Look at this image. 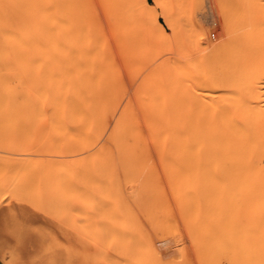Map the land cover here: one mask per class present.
Segmentation results:
<instances>
[{"label":"bare ground","instance_id":"6f19581e","mask_svg":"<svg viewBox=\"0 0 264 264\" xmlns=\"http://www.w3.org/2000/svg\"><path fill=\"white\" fill-rule=\"evenodd\" d=\"M13 2L20 9L19 23L9 31L0 18V61L32 65L29 42L37 31L41 58L45 40L49 65L64 68L73 78L71 92L49 88L50 124L74 130L73 138L79 135L85 147L101 141L79 159L84 172L78 186L69 183L67 193L76 202L74 207H99L98 215L94 214L96 222L99 219V245L112 250L110 256L104 255V261L264 264V40L255 49L243 47V63L241 53L234 49H212L191 67L190 73L197 77L187 84L180 77L187 74L178 68L176 74L183 84L165 83L173 105L180 110L179 119L167 120L162 126L157 119L159 125H124L118 117L114 120L113 69L118 56L134 55L130 50L131 36L137 29L134 19L139 15L150 24L149 6L137 0H39L37 5L33 0ZM153 2L160 4V0ZM154 25L158 27L155 20ZM9 40L13 41L10 48L5 45ZM91 56L99 67L94 74L86 68ZM220 62L234 70L233 78L222 81L214 77L212 67ZM54 76L59 81L58 75ZM7 79L1 82L5 89L9 87ZM41 86L43 89V82ZM137 118L141 119L139 116L135 121ZM52 125L50 130L60 136ZM57 160L49 168H56ZM67 170L66 176L62 173L64 181L70 174ZM71 207L68 210L80 218L87 213ZM84 219L80 225L84 221L81 229L86 233L88 220L86 223ZM85 237L89 239L87 234Z\"/></svg>","mask_w":264,"mask_h":264},{"label":"rangeland","instance_id":"374dc122","mask_svg":"<svg viewBox=\"0 0 264 264\" xmlns=\"http://www.w3.org/2000/svg\"><path fill=\"white\" fill-rule=\"evenodd\" d=\"M10 1L0 0V18L5 21L9 31L18 27L20 14L16 2L12 0L10 3ZM38 1L33 0V5H37ZM87 1L95 2V0ZM137 1L149 6L148 13L151 16V22L147 25L139 15L134 19L137 29L131 36L130 43V50L134 55L118 56L113 69L114 77L112 76L115 94L114 120L118 117V122L124 125L145 127L159 125L160 122L162 126L167 125V120L179 119L180 110L175 103L173 105L174 101L169 95V87L166 84L167 81H172L177 87L183 84L179 82L180 78L176 74L178 68H182L187 74L186 76L180 75L181 78L183 77L184 84H187L197 77V74L190 73L191 67L198 65L199 59L204 60L203 57L212 49H234L241 53L239 60L243 63V47L255 49L264 40V0H160L159 5L153 0ZM36 11H38L37 8L35 13ZM163 13L172 23L173 29L167 25ZM36 18L34 16L32 26L35 25ZM154 20L158 27L154 25ZM34 33L35 37L29 42V46L32 47L30 51L32 65L22 62L15 66L14 62L2 63L0 61V263L91 264L93 262L92 264H107L103 257L104 255L110 256L112 250L110 248L103 250L99 245L101 237L100 228L97 227L99 219L97 218L96 222L95 217L100 212L99 207H74L76 202L71 200L67 193L69 183L78 186L84 172L83 163L79 159L85 155V152L99 144L100 139L96 140L92 146L85 147L78 139L79 135L73 138L76 135H73L74 130L67 129L66 131L64 128H55L52 123L50 124L49 88L56 89L57 87V90L62 92H67L65 90L71 92L73 78L71 73L64 68L49 65V51L45 40L43 42L44 54L41 58V39L37 31ZM208 44H211L210 48ZM5 45L10 48L13 46V41L9 40L5 42ZM121 65L123 69L120 68ZM87 67L88 72L98 71L99 67L94 61V56L89 58ZM212 69L214 77L222 81L234 77L232 75L234 70L226 66L224 62H220ZM54 74L58 75V78L61 74L59 78L61 84L56 80L57 77L55 79ZM6 78L9 81L7 89L1 83ZM42 82L43 89H41ZM151 83L155 85V88ZM154 95L156 96L155 104L152 100ZM160 97L161 100H159ZM130 100H132L131 103ZM132 104L135 110L132 109ZM141 108L146 111L143 112ZM139 116L141 119L137 118L138 122L135 121ZM145 117L147 118L144 119ZM152 118L155 123L151 122ZM51 125L60 131V136L59 132L55 136L53 129L50 130ZM52 133L55 139H52L54 138ZM56 138L64 144L58 145ZM43 143H47L46 146ZM45 152L50 156H46ZM50 157L53 158L51 162L48 160ZM58 157L59 160H57ZM37 159L43 160L37 161ZM55 159L57 169L54 167ZM51 165H54L52 166L53 171L49 168ZM64 170L70 173L67 177L69 181L62 179L64 175L66 176ZM34 179L37 180L36 185ZM58 181L64 185L63 188L58 185ZM66 203L70 204L66 205ZM67 207L82 209L87 213L80 218L78 213L76 214L73 210V213L70 212ZM73 215L75 218L72 217ZM84 218L86 223L88 220L86 233L81 229V227L84 228L82 225L84 221L80 225V221ZM90 220L93 224L95 222L93 226ZM19 231H23L27 237L23 242L18 239ZM96 232L97 237H95ZM86 234L89 239L85 237ZM90 235L94 236L93 239ZM68 257H71L70 260Z\"/></svg>","mask_w":264,"mask_h":264},{"label":"snow or ice","instance_id":"6c2138e0","mask_svg":"<svg viewBox=\"0 0 264 264\" xmlns=\"http://www.w3.org/2000/svg\"><path fill=\"white\" fill-rule=\"evenodd\" d=\"M18 239L23 242L27 237L23 231H19L17 233ZM40 264H44V262H40Z\"/></svg>","mask_w":264,"mask_h":264},{"label":"crops","instance_id":"0c3cea01","mask_svg":"<svg viewBox=\"0 0 264 264\" xmlns=\"http://www.w3.org/2000/svg\"><path fill=\"white\" fill-rule=\"evenodd\" d=\"M1 264V263H0Z\"/></svg>","mask_w":264,"mask_h":264}]
</instances>
